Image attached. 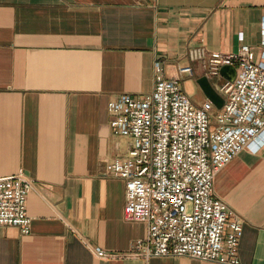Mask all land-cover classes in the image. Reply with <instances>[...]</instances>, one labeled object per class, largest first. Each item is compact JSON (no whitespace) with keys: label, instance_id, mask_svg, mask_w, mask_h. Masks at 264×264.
<instances>
[{"label":"crops","instance_id":"1","mask_svg":"<svg viewBox=\"0 0 264 264\" xmlns=\"http://www.w3.org/2000/svg\"><path fill=\"white\" fill-rule=\"evenodd\" d=\"M262 21L264 0H0V176L22 170L33 181L29 233L0 226V264H212L94 254L127 253L146 233L123 218L125 182L106 169L129 140L111 132L107 104L149 93L161 59L169 77L192 67L182 88L200 105L208 99L196 79L206 67L187 49L246 45L264 61ZM208 79L216 90L226 80ZM256 147L213 179L242 227L240 264H264V143Z\"/></svg>","mask_w":264,"mask_h":264},{"label":"built area","instance_id":"2","mask_svg":"<svg viewBox=\"0 0 264 264\" xmlns=\"http://www.w3.org/2000/svg\"><path fill=\"white\" fill-rule=\"evenodd\" d=\"M261 34L264 44V21ZM186 56L204 62L207 77H220L222 65L235 67L234 80L217 88L224 104L215 110L209 100L195 105L182 88L192 67L177 65L176 76L169 77L161 59L153 62L149 93H121L108 102L111 132L129 140L124 157L106 169L125 182L123 218L144 223L146 233L127 253L95 248L99 258L172 256L240 264L242 227L237 218L229 220L232 211L214 196L213 179L240 151L264 143V61L255 60L246 45L235 53L195 46ZM32 187L22 170L0 176V226L29 233Z\"/></svg>","mask_w":264,"mask_h":264},{"label":"water","instance_id":"3","mask_svg":"<svg viewBox=\"0 0 264 264\" xmlns=\"http://www.w3.org/2000/svg\"><path fill=\"white\" fill-rule=\"evenodd\" d=\"M219 73L223 76L227 81L232 82L235 78L236 69L231 65H222L220 67ZM197 84L203 91L206 98L212 102V104L220 109L224 104V98L218 93V91L212 86L208 77L203 75L196 79Z\"/></svg>","mask_w":264,"mask_h":264},{"label":"rangeland","instance_id":"4","mask_svg":"<svg viewBox=\"0 0 264 264\" xmlns=\"http://www.w3.org/2000/svg\"><path fill=\"white\" fill-rule=\"evenodd\" d=\"M189 95H190V98H191V99H192V101H193L194 94H193V93H190Z\"/></svg>","mask_w":264,"mask_h":264}]
</instances>
